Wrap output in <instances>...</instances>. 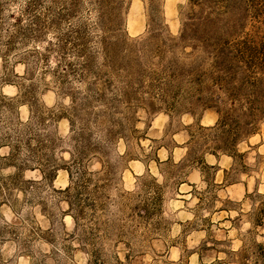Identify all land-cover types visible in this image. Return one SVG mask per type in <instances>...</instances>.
I'll list each match as a JSON object with an SVG mask.
<instances>
[{"label": "rangeland", "instance_id": "obj_1", "mask_svg": "<svg viewBox=\"0 0 264 264\" xmlns=\"http://www.w3.org/2000/svg\"><path fill=\"white\" fill-rule=\"evenodd\" d=\"M152 4L141 38L145 0H0V264H232L245 242L233 230L254 225L264 185V117L245 102L264 97V0ZM62 7L85 28L83 74L47 51ZM236 120L251 130L222 153Z\"/></svg>", "mask_w": 264, "mask_h": 264}, {"label": "trees", "instance_id": "obj_2", "mask_svg": "<svg viewBox=\"0 0 264 264\" xmlns=\"http://www.w3.org/2000/svg\"><path fill=\"white\" fill-rule=\"evenodd\" d=\"M64 7H62L63 9ZM73 11L69 10V7H65L62 12L58 14L57 22L60 23L62 21L65 22L66 28L63 30V32L58 35L55 39V42L49 41L47 51L50 50H56L57 53H60V56L62 58L66 57L69 54L74 55V57H77L80 61L77 63L78 67H72L75 66L72 62L63 61L64 67L68 68L71 71H80V74H83V72H86L87 69L90 67V59L86 55L87 48H88V40L85 34V28L76 25L74 22L71 21L70 18L73 17ZM38 18H32L30 21V24L32 25ZM52 21L49 23L51 24ZM35 24V23H34ZM101 44H103L104 40L103 38L100 40ZM105 48V46H103ZM32 52L35 55H41L40 51H37V49H33ZM107 53V52H106ZM261 68V72L264 73V67ZM253 72V71H252ZM261 80L260 78H253L250 83L252 89L254 91L259 88ZM245 102L247 103V113L251 116V120L256 119L257 117H264V97L258 95L256 92L249 94L245 97ZM236 125L234 126V141H221L220 144L216 147L219 149L222 153L232 155V148L236 144V139L242 132H248L251 129L249 127L247 128V122L243 123V125H240L238 121L236 120ZM250 124L251 121H248ZM81 152V151H80ZM215 155V150L212 152ZM78 154L79 151H78ZM79 156V155H78ZM77 155H74L71 159V170L69 169V178L71 183H75V179L77 180V177L74 178V174L72 173L73 168L77 169V166L79 164V158ZM77 172V171H75ZM77 175V174H76ZM70 189V187H67L66 190ZM252 215L254 217L253 223L254 225H259L260 223V217L264 216V201L261 202V204L257 208H252ZM243 247V245H241ZM249 247L253 249V255L256 256L258 260L261 261V264H264V245H258V244H249ZM239 251V249L237 250ZM244 259H247V252H241L240 254V260L243 261ZM253 264H256V261L254 260Z\"/></svg>", "mask_w": 264, "mask_h": 264}, {"label": "clouds", "instance_id": "obj_3", "mask_svg": "<svg viewBox=\"0 0 264 264\" xmlns=\"http://www.w3.org/2000/svg\"><path fill=\"white\" fill-rule=\"evenodd\" d=\"M146 3V17H145V26L142 29V37H147L150 36L152 30H153V24H154V12L155 9L153 8L152 0H145ZM23 5H19V7H22ZM16 7L17 6H12L10 7V11L16 12ZM18 15V13H17ZM173 36L178 35V33L173 32ZM191 111V110H190ZM194 121L193 120H188L187 123L192 124ZM198 123V121H196ZM240 150H243L242 148ZM264 151V148L261 149ZM209 163H212L211 159L209 158ZM98 167V166H97ZM138 181V185H139ZM118 191L122 193L123 195L121 196L122 202L127 204L128 200H135L138 196L140 197H145V186L141 187L138 186L136 188H129L125 189L124 186H119ZM248 191L251 192V186H249ZM259 192L261 195L259 196V199L255 200V203L252 205L253 208H257V205L259 206L262 201H264V185H262L259 189ZM111 195V194H110ZM146 195L151 196L152 192L151 190L147 187L146 189ZM255 195V194H254ZM127 198V199H126ZM243 212H247L248 209L247 207H244L241 209ZM206 214V213H205ZM232 215H236V213H232ZM187 219H191V217H187ZM243 218L241 217V220ZM224 227H228L225 225ZM233 231H238L240 235L244 236L245 242L243 243V247H241V243L237 242V240H232L231 243V251L229 255L233 257L232 264H253L254 260L256 261V264H261V261L254 256L253 249L252 247H249V238L250 242L252 244H258V245H264V216L260 217V223L259 225H250L248 223H243L241 227L238 229H234ZM202 235V234H201ZM231 236V233H229ZM239 249V251H237ZM247 252V259H244L243 261L240 260V254L241 252ZM19 264H27L25 260L19 261ZM192 264H196L195 259L193 258ZM218 264H225V257L223 254H221L218 258Z\"/></svg>", "mask_w": 264, "mask_h": 264}]
</instances>
